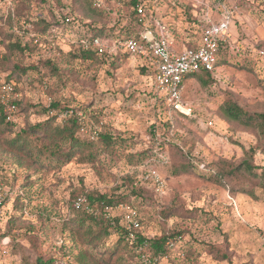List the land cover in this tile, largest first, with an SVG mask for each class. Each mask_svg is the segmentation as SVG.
Returning <instances> with one entry per match:
<instances>
[{
  "label": "clouds",
  "instance_id": "clouds-1",
  "mask_svg": "<svg viewBox=\"0 0 264 264\" xmlns=\"http://www.w3.org/2000/svg\"><path fill=\"white\" fill-rule=\"evenodd\" d=\"M59 2L0 0V106L14 123L0 125V264H81L82 252L92 264H228L225 233L264 264V121L217 120L234 100L264 111V0H137L138 14L130 0H87V20ZM149 30L165 48L143 40ZM15 64L35 70L5 83ZM18 136L22 150L5 143ZM253 157L255 179L236 170Z\"/></svg>",
  "mask_w": 264,
  "mask_h": 264
},
{
  "label": "trees",
  "instance_id": "trees-1",
  "mask_svg": "<svg viewBox=\"0 0 264 264\" xmlns=\"http://www.w3.org/2000/svg\"><path fill=\"white\" fill-rule=\"evenodd\" d=\"M130 5L134 9L133 14H135L136 13L135 8L137 6V0H130ZM61 18L65 19V17H61ZM37 23L44 25V27L40 29L41 35L46 34L47 30H48L47 22L44 21L43 19H38ZM68 23H71V21H68ZM102 34H103L102 32L94 33L92 38H95V37L98 38ZM6 38L11 39L12 38L11 34H9ZM12 45H13V47H15L16 49H18L22 52L23 51H29L27 45L22 46L19 44V42L12 44ZM95 54L96 53L93 52L92 50H88V51H81L79 53V55L72 54L71 56L73 59H76V60H79V59L88 60V59H92L95 56ZM44 64L47 66H50L51 70L54 73L58 72L57 71L58 69L53 65L51 60L44 61ZM30 70L34 71L35 67L23 68V67H20L19 65L13 66V71L19 73L20 75L26 74V72L30 71ZM209 76L211 78V71L209 72ZM12 78L13 77H8L5 82H10L12 80ZM17 82H18V79H17ZM198 83L204 84L203 81H198ZM204 85H206V84H204ZM14 104H16V101H14ZM51 107H56V105L53 104V105H51ZM222 112H223L224 117H227L232 121H238L239 123H242L246 126L252 124L254 121H264V112L249 113V112L244 111L243 109H241L240 107H238L237 105H235L232 102L224 105L222 108ZM3 123H5L6 125L14 126L13 122H7L6 121L5 116L2 113V108L0 106V124L3 125ZM46 123L47 122H45V124ZM42 127H43L42 125H36L33 128L29 129L28 133L30 131L34 132L37 129L40 130ZM44 131L47 132V128H45ZM105 138L107 139L108 137H105ZM5 143H8L9 145H11L13 147H16V148L22 150L26 146L27 142L23 140L22 136H18L15 140L6 141ZM70 159L71 158L68 159L67 163L70 162ZM254 168H256V166L253 163H249L247 160H245L240 165L237 166L236 170L239 171L240 169H243V171L245 173L249 174V176L252 179H255V177L258 175V173L253 171ZM252 195H255L254 192H252ZM87 199L90 203L95 202L94 198L92 196H89ZM72 222H74V221H70V223H72ZM80 223L82 224L83 220H81ZM137 239H138V242H143L145 237L143 234H141ZM219 258L221 260L228 261V263H230V259L225 253H222ZM77 259L81 261V264H92V261H94L95 258L90 257L88 254L82 252L79 254ZM36 264H44V262H42L41 260H37ZM47 264H53V261L50 259L49 261H47Z\"/></svg>",
  "mask_w": 264,
  "mask_h": 264
},
{
  "label": "rangeland",
  "instance_id": "rangeland-1",
  "mask_svg": "<svg viewBox=\"0 0 264 264\" xmlns=\"http://www.w3.org/2000/svg\"><path fill=\"white\" fill-rule=\"evenodd\" d=\"M40 2H41V3H44V2H46V0H40ZM57 2H58V4H59L60 7H63V4L60 3L59 0H57ZM71 11H72V13L76 14L77 16H79V17H83L85 20H87V19L89 18V15H90L91 13L94 12V9H92V8H91V5L87 3V0H72V3H71ZM37 16H38V19H40V17H42V13H37ZM101 32H102V31H101ZM9 48H11V49H15V50H18V49H16L15 47H13L12 44L9 45ZM258 50H259V47L257 46V51H258ZM69 55L71 56L72 53H69ZM7 59H8V57H5V61H7ZM48 60H51V59H48ZM245 60H246V62H247L248 64H252V65H254V67H253V68H249L248 71H249V72L255 71V72H256V75L259 76L258 62L253 61V60L251 59L250 56H249V57H246ZM44 61H47V60H44ZM44 61H43V63H44ZM51 61H52V60H51ZM15 65H19V64H15ZM15 65H13V66H15ZM13 66H12L11 74L9 75V77H16V78L18 79V82H19V80L22 79L23 76H24L25 74L20 75L19 73L14 72V71H13ZM19 66H20V67H23L22 65H19ZM224 66H225L224 64L217 65V67H218L219 69H223ZM28 67H35V66H34V65H29ZM28 67H27V68H28ZM55 67H56V66H55ZM23 68H25V67H23ZM56 68H57V67H56ZM57 69H58V68H57ZM57 71H59V69H58ZM67 71H69V73H70L71 75H73V76H78V75H79V73L76 72L75 70H67ZM143 71H144V69H141V72H143ZM52 72H53V71H52ZM53 73H54V72H53ZM105 74L107 75L108 73H105ZM204 86H207V85H204ZM234 95H235V94H234ZM232 103H234L235 105H237L238 107H240V108L243 109L244 111H245V108L247 107V105L242 104L240 101H236V100H234ZM90 106H91V105H90ZM223 106H224V105L221 106V112H222V108H223ZM259 106H260V103H259V101H258V102H257V107H259ZM21 111L23 112L24 109H21ZM246 112H248V111H246ZM260 112H264V111H257V112H255V113H260ZM223 117H224V115H223V112H222V116H217V120H218L220 123H227V121H226L225 119H223ZM0 125H2V124H0ZM13 127H14V126L6 125L5 123H3V132H9V131H11V129H12ZM153 127H154V126H153ZM228 130H229V131L231 130V126H229V129H228ZM38 131H39V129L35 130L34 132L30 131L29 134H31V135H36ZM189 132H191V129H189ZM204 134H205L206 136H207V135H211L213 138H216V137H218V136H221V133L217 130V128L212 127V125H208V127L204 130ZM221 138H222V137H221ZM5 142H6V141H5ZM8 159H9L8 157H5V163H7ZM67 164H68V165H71V164H72V160L70 159V162H68ZM253 164L256 166V168H258V165L255 163V157H253ZM42 167H43V166H41V168H42ZM37 179L40 180L41 177H37ZM252 192H254V194H255V188H253V191H252ZM242 194H244V193H237L236 195H242ZM228 195H232V191H231V190L228 191ZM70 196H71V194H70ZM212 198H213V200H215L216 197L213 196ZM233 199H235V196H233ZM255 202H256L257 204L260 203L259 199H256ZM33 203H35V202L33 201ZM231 207H233L237 213H240V206H239V205H231ZM253 210H254L255 212L259 213V209H258V208H254ZM44 211L46 212L47 209H44ZM242 216H243V214L241 213V216H240V217H237V218L240 219V222H241V223H246L247 221H246L245 219H242V218H241ZM47 218H48V219H51L50 216L47 217ZM257 218H259V217L257 216ZM68 223H70V221L62 224V228H63L64 230H67ZM234 234H235V233H234ZM242 243H243V239H242ZM225 244H226V246H227V249H226V251L223 252V253H225V254L229 257V259H230V263H228V264H237V261H239L240 264H254V259H255V258H254V254L251 253V252L246 253V256L248 257V259L245 260L244 257L241 256V253H240V251H239V246H238V248H237L236 250L233 249V247H232V243H231V240L228 238L227 233H225ZM50 259H51V258H50ZM50 259H49V260H50ZM213 259H216V257H213ZM38 260H40V259H38ZM49 260H48V261H49ZM51 260L53 261V264H55L54 260H53V259H51ZM41 261H42V260H41ZM42 262H43V261H42Z\"/></svg>",
  "mask_w": 264,
  "mask_h": 264
},
{
  "label": "built area",
  "instance_id": "built-area-1",
  "mask_svg": "<svg viewBox=\"0 0 264 264\" xmlns=\"http://www.w3.org/2000/svg\"><path fill=\"white\" fill-rule=\"evenodd\" d=\"M135 11H136L135 14H138L140 9L136 6ZM96 39H97V37L92 38L93 41H95ZM160 39H162V38L158 37L157 34L155 32H153L152 30H149L143 34V40L145 42H147L148 44L155 42L158 47L165 48V45L160 43ZM82 51H88V50H82ZM176 66L177 65H172L171 67H169L168 64H164L162 67V71H175ZM209 72H210V69H209ZM5 83H8V82H5ZM12 104H14V101H12ZM1 108H2V113L4 114L6 121L11 122V121H8V116L6 113H4L2 106H1ZM181 115H184V113H181ZM209 125H211V124H209Z\"/></svg>",
  "mask_w": 264,
  "mask_h": 264
}]
</instances>
